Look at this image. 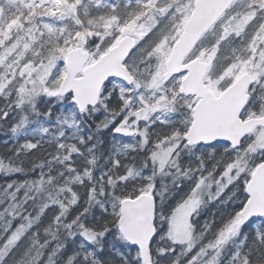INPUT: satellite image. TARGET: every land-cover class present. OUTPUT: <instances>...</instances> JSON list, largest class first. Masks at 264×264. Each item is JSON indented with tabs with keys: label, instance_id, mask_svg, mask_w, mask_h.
I'll use <instances>...</instances> for the list:
<instances>
[{
	"label": "snow or ice",
	"instance_id": "6c2138e0",
	"mask_svg": "<svg viewBox=\"0 0 264 264\" xmlns=\"http://www.w3.org/2000/svg\"><path fill=\"white\" fill-rule=\"evenodd\" d=\"M32 122L73 142L0 139V264H264V0H0Z\"/></svg>",
	"mask_w": 264,
	"mask_h": 264
},
{
	"label": "trees",
	"instance_id": "16d2710c",
	"mask_svg": "<svg viewBox=\"0 0 264 264\" xmlns=\"http://www.w3.org/2000/svg\"><path fill=\"white\" fill-rule=\"evenodd\" d=\"M92 125V120L91 119H86L85 123L82 124L83 128H84V133H89L91 131H93V128L90 127ZM37 126L38 123L36 122H32L29 123L28 125H24V126H17V128L19 127H24V132L20 133L18 136L13 137V133L4 128V129H0V139L4 138V133L7 132L8 133V143L6 145V147H11L12 145H19V144H23L25 142H39L42 146V150L41 152L38 153V156H47L48 152H54V146L55 144H57L58 142H64V143H69V142H73L72 140L69 139L68 135L66 137L65 140L61 141L60 137H57L56 133L58 132V130H55L54 132L51 133V136L48 140L43 139L38 137L37 135ZM30 130V131H28ZM31 133H33L34 135L31 136ZM65 137V136H64ZM105 139H107L110 142V148H109V152L110 153H114V148L111 147L112 144H115V140L112 136H105ZM135 152L131 149V150H127L125 151L122 155L120 156H116V155H110L109 157L105 158L104 156H100V160L98 161V166L100 169L105 170L104 169V165L108 164L110 161H114L115 159H119L120 162L122 164H127L129 166L133 165L134 163L138 164V160L135 159ZM17 255H19V253H17ZM22 264H24V262H22Z\"/></svg>",
	"mask_w": 264,
	"mask_h": 264
},
{
	"label": "rangeland",
	"instance_id": "374dc122",
	"mask_svg": "<svg viewBox=\"0 0 264 264\" xmlns=\"http://www.w3.org/2000/svg\"><path fill=\"white\" fill-rule=\"evenodd\" d=\"M44 127H48L49 128V131L47 132V133H44V132H42L41 131V125L40 124H38V126H37V135H38V137H40V138H43V139H46V140H48L49 138H50V136H51V133L52 132H54L55 130H58V132L56 133V135H57V137H60L59 136V133H60V131L61 130H64L65 131V133L66 132H72V134H74V132H75V130H67V129H64L62 126H60V125H57V124H50V125H44ZM28 131H30V130H28ZM81 131H82V128H81ZM81 131L79 132V133H76V134H80L81 133ZM22 132H24V127H19V128H17L16 130H15V133L13 134V137H16V136H18L20 133H22ZM34 134L33 133H31V136H33ZM73 136V135H72ZM62 140H65V137H63V139ZM116 143H119V144H123V143H126V142H124V141H116ZM127 143H132L131 141H129V142H127ZM129 150H131V149H129ZM5 219H7V217L5 218ZM4 222L3 221H0V225H2ZM0 231H2V228H0Z\"/></svg>",
	"mask_w": 264,
	"mask_h": 264
}]
</instances>
